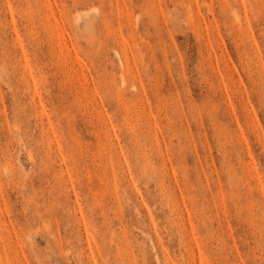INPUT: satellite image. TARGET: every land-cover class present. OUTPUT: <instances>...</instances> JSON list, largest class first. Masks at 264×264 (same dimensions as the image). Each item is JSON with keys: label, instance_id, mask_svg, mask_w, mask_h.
I'll return each instance as SVG.
<instances>
[{"label": "rangeland", "instance_id": "obj_1", "mask_svg": "<svg viewBox=\"0 0 264 264\" xmlns=\"http://www.w3.org/2000/svg\"><path fill=\"white\" fill-rule=\"evenodd\" d=\"M0 264H264V0H0Z\"/></svg>", "mask_w": 264, "mask_h": 264}, {"label": "bare ground", "instance_id": "obj_2", "mask_svg": "<svg viewBox=\"0 0 264 264\" xmlns=\"http://www.w3.org/2000/svg\"><path fill=\"white\" fill-rule=\"evenodd\" d=\"M229 101V100H228ZM231 105V104H230ZM204 108V107H203ZM231 108H232V106H231ZM246 112V111H245ZM250 113V112H249ZM249 118V117H248ZM197 119V118H196ZM200 119V118H199ZM212 119V118H211ZM242 131V130H241ZM247 145V144H246ZM249 149V148H248Z\"/></svg>", "mask_w": 264, "mask_h": 264}]
</instances>
